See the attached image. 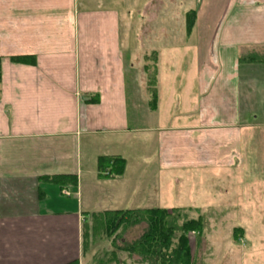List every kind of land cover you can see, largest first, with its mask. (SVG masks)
I'll list each match as a JSON object with an SVG mask.
<instances>
[{"label":"crops","instance_id":"1","mask_svg":"<svg viewBox=\"0 0 264 264\" xmlns=\"http://www.w3.org/2000/svg\"><path fill=\"white\" fill-rule=\"evenodd\" d=\"M132 11L143 17L138 31ZM263 48L264 0H0V264L80 263L81 225L103 210L93 211L95 194L112 212L169 210L114 209L125 170L98 171L100 158L125 161L116 148L131 154L146 144L129 138L130 104L139 91L148 99L144 124L157 113L165 58L196 66L197 108L186 124L139 127L155 149L145 156L159 173L236 172L240 186L227 191L238 192L241 209L254 204L263 226L264 71L254 67L264 64L243 61ZM238 64L247 66L241 74ZM204 90L221 97L203 98ZM112 136L129 141L103 142Z\"/></svg>","mask_w":264,"mask_h":264},{"label":"rangeland","instance_id":"2","mask_svg":"<svg viewBox=\"0 0 264 264\" xmlns=\"http://www.w3.org/2000/svg\"><path fill=\"white\" fill-rule=\"evenodd\" d=\"M131 13L130 22L135 25V29L138 31L143 17L135 11ZM123 19L125 20V18ZM243 55H245L244 58L249 57L250 60L253 57L264 58V48L247 50ZM165 60L166 64L158 66V111L152 114L150 120H146L147 126L149 123H151L150 125H162L161 127L182 125L195 117L193 110L197 108V99L192 79L196 66L186 64V59L182 63V58L176 60L165 58ZM244 67L247 66L238 64L235 71L241 74ZM125 68L128 70L127 66ZM254 68L264 71V66ZM209 81L211 83V80ZM137 84L141 87L143 85L140 77L137 78ZM211 92L212 90H208L202 97L207 98L212 95L217 97V92ZM136 96L137 101L135 99L134 103L130 104L133 120L130 125L136 127V134L129 138L139 143L146 141V144L137 146L131 154L122 146L116 148L119 152L123 149L121 154L126 162L124 168L126 181L120 185V193L114 201L112 200L115 205L117 203L118 207L114 209L126 208L127 203H138L137 206L148 208L161 205L169 209L166 211L169 214L173 213V217H176V214L180 216L178 225L182 223L183 217L187 220H200L202 223L201 232H192L188 235L193 264H264V256L260 255V251L256 249V245L260 243L259 240L256 242V239H260L261 243H264V230H262L264 225L259 228L256 224L254 204L249 209H241V204L236 198L239 196L238 192L235 193L234 188L227 191L229 186L237 187V190L240 186L238 180L236 182L234 178L236 172L232 173L231 171L233 174L231 175L228 170H223L220 166L215 170L184 171L173 174L159 173L155 167V159L145 156L155 151L154 146H151L147 141L148 137L143 131L137 130L141 129L139 127L142 129L146 127L144 114L145 116L150 114L146 110L148 99L144 93L139 91ZM218 96L221 97V95ZM129 138L112 136L103 142L115 146L116 140L127 144ZM92 153L89 150L88 154ZM88 161L90 163V155ZM121 186L125 187L124 191L121 190ZM132 186L137 190L136 193H132ZM128 189L129 191L124 194L123 192ZM12 195L9 194V197L14 199L13 196L16 195ZM230 199L232 201H229ZM91 202L95 204L93 211L97 212L99 209H103L99 210V214L112 212L113 208H101L111 203L101 193L95 194ZM144 210L142 208L140 211ZM93 216H89L85 224L81 225L80 249L84 258L78 264H140V258L137 255L130 256L120 249L124 242L122 239L129 243L137 240L143 226L129 228L125 231L121 227L117 232L106 235L105 224L103 226L106 218ZM240 226L247 231L246 237L241 238L239 232L232 231Z\"/></svg>","mask_w":264,"mask_h":264},{"label":"trees","instance_id":"3","mask_svg":"<svg viewBox=\"0 0 264 264\" xmlns=\"http://www.w3.org/2000/svg\"><path fill=\"white\" fill-rule=\"evenodd\" d=\"M193 16H189V24L192 23ZM191 22V23H190ZM244 61L264 64V58L253 57L244 58ZM152 106L156 96L152 90ZM125 161L120 158H100L98 161V171L100 173L107 172L105 178H116L124 173ZM69 179L70 177L55 178L56 182ZM163 209L140 210H123L113 211L101 214H94L93 217L106 218L105 234H113L121 227L125 231L129 228L143 226V230L139 238L133 242H127L122 239L123 246L120 251L128 255H137L140 258V264H193L189 245V233L201 232L200 220H187L185 217L182 223L178 225L180 216L173 217ZM239 232L240 230H235ZM111 237V236H109ZM69 264H78L73 261Z\"/></svg>","mask_w":264,"mask_h":264},{"label":"built area","instance_id":"4","mask_svg":"<svg viewBox=\"0 0 264 264\" xmlns=\"http://www.w3.org/2000/svg\"><path fill=\"white\" fill-rule=\"evenodd\" d=\"M105 174H107V173H104V175ZM63 194L65 195V196H69V193L67 192V191H63Z\"/></svg>","mask_w":264,"mask_h":264}]
</instances>
